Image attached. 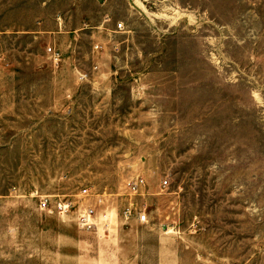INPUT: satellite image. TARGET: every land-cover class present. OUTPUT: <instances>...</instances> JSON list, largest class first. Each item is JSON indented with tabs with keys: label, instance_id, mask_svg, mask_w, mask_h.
Segmentation results:
<instances>
[{
	"label": "rangeland",
	"instance_id": "374dc122",
	"mask_svg": "<svg viewBox=\"0 0 264 264\" xmlns=\"http://www.w3.org/2000/svg\"><path fill=\"white\" fill-rule=\"evenodd\" d=\"M0 264H264V0H0Z\"/></svg>",
	"mask_w": 264,
	"mask_h": 264
},
{
	"label": "built area",
	"instance_id": "2783aa9c",
	"mask_svg": "<svg viewBox=\"0 0 264 264\" xmlns=\"http://www.w3.org/2000/svg\"><path fill=\"white\" fill-rule=\"evenodd\" d=\"M123 25H119V27H122ZM168 181L166 180L164 182V185H166ZM145 185V181L142 178H137L132 180L128 183V189L133 194L139 193L141 188ZM91 195V188L88 185H85L81 187V190L79 192V197L85 198ZM76 195H56V197L52 196H46L41 200V208L51 211V212H59L62 214L68 213L70 211H73L77 207V201H76ZM75 211L78 213V224L85 228L90 229L93 228L95 225V215L96 211L93 207H78ZM138 220L140 222H146L148 221V216L145 212L140 211L138 213Z\"/></svg>",
	"mask_w": 264,
	"mask_h": 264
}]
</instances>
